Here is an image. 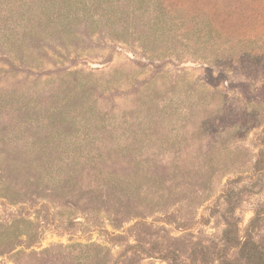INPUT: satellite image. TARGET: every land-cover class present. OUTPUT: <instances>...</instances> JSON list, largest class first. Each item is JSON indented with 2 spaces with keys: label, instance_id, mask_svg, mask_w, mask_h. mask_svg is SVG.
I'll list each match as a JSON object with an SVG mask.
<instances>
[{
  "label": "rangeland",
  "instance_id": "obj_1",
  "mask_svg": "<svg viewBox=\"0 0 264 264\" xmlns=\"http://www.w3.org/2000/svg\"><path fill=\"white\" fill-rule=\"evenodd\" d=\"M0 264H264V0H0Z\"/></svg>",
  "mask_w": 264,
  "mask_h": 264
},
{
  "label": "trees",
  "instance_id": "obj_2",
  "mask_svg": "<svg viewBox=\"0 0 264 264\" xmlns=\"http://www.w3.org/2000/svg\"><path fill=\"white\" fill-rule=\"evenodd\" d=\"M103 20V18H102ZM257 243L255 242L253 236H249L244 244H243V248H244V251H246V256H244L245 259H248L250 260L251 262L255 263V257H251V254H254V252H256V249H257ZM251 252V253H249Z\"/></svg>",
  "mask_w": 264,
  "mask_h": 264
},
{
  "label": "water",
  "instance_id": "obj_3",
  "mask_svg": "<svg viewBox=\"0 0 264 264\" xmlns=\"http://www.w3.org/2000/svg\"><path fill=\"white\" fill-rule=\"evenodd\" d=\"M189 65V64H188Z\"/></svg>",
  "mask_w": 264,
  "mask_h": 264
}]
</instances>
